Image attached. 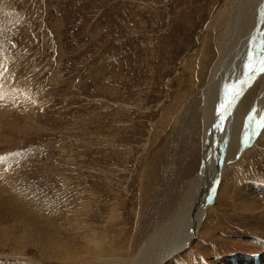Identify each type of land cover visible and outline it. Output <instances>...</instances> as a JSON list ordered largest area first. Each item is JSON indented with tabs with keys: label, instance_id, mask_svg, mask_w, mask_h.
<instances>
[{
	"label": "rangeland",
	"instance_id": "rangeland-1",
	"mask_svg": "<svg viewBox=\"0 0 264 264\" xmlns=\"http://www.w3.org/2000/svg\"><path fill=\"white\" fill-rule=\"evenodd\" d=\"M235 1L0 0V264H126L197 177L201 222L165 264L264 250L252 240H264V127L242 146L264 120V72L248 70L264 50L247 49L264 39V0L214 91L230 108L245 97L248 119L212 204L218 177L206 184L224 155L204 149V90L225 41L210 24Z\"/></svg>",
	"mask_w": 264,
	"mask_h": 264
},
{
	"label": "bare ground",
	"instance_id": "bare-ground-1",
	"mask_svg": "<svg viewBox=\"0 0 264 264\" xmlns=\"http://www.w3.org/2000/svg\"><path fill=\"white\" fill-rule=\"evenodd\" d=\"M259 1L260 0H241V1L236 0L235 2L231 3L232 6H230V8L228 9V10H230L228 13H226L227 10L219 11L218 15L215 18L216 22L215 23L212 22L210 24V27H212V28L215 27L213 29H215L217 32H219V34H220V26L223 27L221 32L222 31L224 32L223 34L225 36V41H221L217 47L216 52L219 54V57H218L217 62L214 64V66L212 68L213 70L211 71V74H210L209 79H208L207 84H206L207 87H205V90H204L205 97H206L205 106L203 108V117H204V124H205L204 125V138H203V139H205L204 140V142H205L204 143V149L207 150L206 155H209V157H211L212 152H218L217 154H219V152H221L222 154L224 153V155H223L222 159H220V160L218 159V161L216 162L212 173L209 175L211 178L208 179V182L206 183V181H204L206 184L213 182L215 180V178H217V177L218 178L216 180L217 181L216 186H217V184H219L218 179H219L220 175L224 173V170H225V168H227V164L230 160L229 153L231 151H233L231 146L233 143H236L238 138L241 136L240 135L241 127L245 126L242 123H244L245 120L247 121V119H248L247 117H245V120H242V117L239 116L240 115V107H242L241 105L244 104V106H245V103H243L245 97L242 99L243 101H242L241 105L238 107V109H237V107H235V108L228 107L227 110H225L224 108L221 107V105L225 103L222 101L223 98H221L222 97V94L220 93L221 91H219L218 93H214V91L217 92V89H216L218 87L217 83H219L218 85H221L225 73H229L232 70L231 67L233 65H235L234 63L237 62L240 64V62H238V60L237 61L235 60L237 53L234 52V50H236V46L240 40V37H242V34L246 30V27H248V25H250V26L254 25L253 22L251 23V11L253 14L254 10H252V8L255 9L256 5L259 3ZM259 15H261V13ZM253 16L254 15H252V17ZM255 22H257V21H255ZM261 29H263V27H261ZM259 35L264 37V31L260 30ZM250 47H252V51L255 52V55H258V53L260 52V47H261V51L264 50V39H260L257 42L252 43V45L248 46L247 49L249 51H250ZM240 48H242V46ZM245 49H246V47H245ZM257 57H259V56H257ZM236 66H235L236 67L235 70L233 69L232 73H236V74L239 73L240 74V72H242V71H240V69L238 68V65H236ZM247 75H248V73H247ZM242 79L243 80H242V82H240L241 84L239 83L240 84L239 86H241L242 84L247 86L248 84L244 83V82H247V80H246L247 78L242 76ZM223 91H224V89H223ZM240 91H241V89H240ZM242 93H244V92L242 91ZM219 94H221V97ZM218 97L221 99H219ZM261 99L263 102L264 101V95L261 97ZM257 103H259V101ZM241 109H244V108H241ZM228 113L230 115H233L235 113V115H234V116H236L235 120L230 121L229 118L224 117V115H228ZM261 113H263V112H257V115H255V122L258 123L257 126H259V122H260L259 119L261 118L260 115H262ZM240 120H242V121H240ZM214 125L215 126L218 125L216 127L218 129H223L222 130L223 134H221V132L219 133V131H217L216 129L213 130L212 128ZM254 125H255V123H254ZM247 127H249V126H247ZM217 134H220V137H217V139H216L215 136ZM210 163H211V161H210ZM206 164H207V161H206L205 165ZM206 167H207V165H206ZM221 169H222V172L219 171ZM210 180H212V181H210ZM199 183H200V177H197L192 181V186L190 185L191 186L190 194L185 197L186 199L183 201V203L181 204L178 211L176 209L177 213L175 214V216L172 215L173 217L171 216L172 218L169 221H166L165 223H163L161 228H159L158 235L155 234L156 238L154 237V239H156L158 242L155 243L156 240L150 239L149 241H147V243H145L146 245L144 246V251L141 252V254L138 258L130 259V261H126L124 263H126V264H165V261L168 260L169 257H171L172 255L177 253L178 250H180L181 248H184L185 245L192 242V240L194 239V236L196 235L198 224L201 222V214H199V211H201L200 206L204 203L202 199H200V201H199L198 196L196 197V195H197L196 193H198V187H200ZM258 187L253 188V189H256V191H257ZM215 189H216V187H215ZM246 190H248V189H246ZM216 191L217 190H214V198L213 199H215ZM245 191H243L242 195L245 194ZM210 193H211V191H210ZM252 200H253V198H252ZM246 202H244V203H246ZM194 204H195V206H194L193 210H190V208L193 207ZM203 205L205 206V204H203ZM248 205H249V203H248ZM250 207H251V205H250ZM254 214H255V212H254ZM196 216H199V217H196ZM236 258L237 257L227 258L226 260H223L222 264H240ZM257 258L260 261V264H264V255L259 256ZM257 258H248V256L247 257L244 256L242 258V260L244 261L243 264H258ZM117 261L115 259L113 261L102 259V260H98L97 263L98 264H114ZM121 261H123V260H121Z\"/></svg>",
	"mask_w": 264,
	"mask_h": 264
},
{
	"label": "snow or ice",
	"instance_id": "snow-or-ice-1",
	"mask_svg": "<svg viewBox=\"0 0 264 264\" xmlns=\"http://www.w3.org/2000/svg\"><path fill=\"white\" fill-rule=\"evenodd\" d=\"M257 69L260 72H264V57H261L259 60H257L255 65L249 69V77L255 74ZM244 83H247V82H244ZM238 94L239 93L237 92L235 95H238ZM235 95L233 96V100L235 99ZM230 106H231V101H229L227 105H224V104L221 105V107L224 108L225 110H227V107H230ZM261 126L264 127V120L261 121Z\"/></svg>",
	"mask_w": 264,
	"mask_h": 264
},
{
	"label": "water",
	"instance_id": "water-1",
	"mask_svg": "<svg viewBox=\"0 0 264 264\" xmlns=\"http://www.w3.org/2000/svg\"><path fill=\"white\" fill-rule=\"evenodd\" d=\"M211 200H213V198Z\"/></svg>",
	"mask_w": 264,
	"mask_h": 264
}]
</instances>
